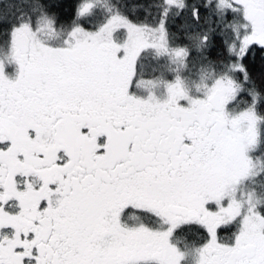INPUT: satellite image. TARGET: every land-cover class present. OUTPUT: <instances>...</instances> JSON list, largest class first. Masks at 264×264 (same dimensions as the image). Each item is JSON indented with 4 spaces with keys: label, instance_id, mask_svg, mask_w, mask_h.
<instances>
[{
    "label": "snow or ice",
    "instance_id": "1",
    "mask_svg": "<svg viewBox=\"0 0 264 264\" xmlns=\"http://www.w3.org/2000/svg\"><path fill=\"white\" fill-rule=\"evenodd\" d=\"M56 8L0 0V264H264V0Z\"/></svg>",
    "mask_w": 264,
    "mask_h": 264
},
{
    "label": "trees",
    "instance_id": "2",
    "mask_svg": "<svg viewBox=\"0 0 264 264\" xmlns=\"http://www.w3.org/2000/svg\"><path fill=\"white\" fill-rule=\"evenodd\" d=\"M50 3L57 5L56 11H60L62 15L67 16L69 13V3L70 0H49ZM63 6L62 8L60 6ZM216 55L215 52L211 53V56L214 58ZM250 71L252 72L253 78L256 79L257 83H260V77L262 71H264V52L254 49L252 53L249 54L248 60L246 61Z\"/></svg>",
    "mask_w": 264,
    "mask_h": 264
}]
</instances>
